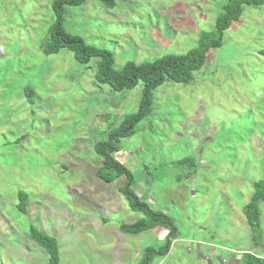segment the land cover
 I'll return each instance as SVG.
<instances>
[{"label": "rangeland", "instance_id": "374dc122", "mask_svg": "<svg viewBox=\"0 0 264 264\" xmlns=\"http://www.w3.org/2000/svg\"><path fill=\"white\" fill-rule=\"evenodd\" d=\"M52 1L0 0V264H48L31 227L58 239L59 264H138L146 248L159 250L166 227L120 228L147 217L122 191L130 176L137 199L176 226L169 252L151 264L264 254V229L256 244L243 210L264 170V4L245 5L189 83L155 89L152 112L119 142L130 174L108 182L93 145L138 111L143 84L115 91L96 80L99 58L45 53ZM117 1L67 6L64 26L113 51L121 67L196 46L226 0Z\"/></svg>", "mask_w": 264, "mask_h": 264}, {"label": "trees", "instance_id": "16d2710c", "mask_svg": "<svg viewBox=\"0 0 264 264\" xmlns=\"http://www.w3.org/2000/svg\"><path fill=\"white\" fill-rule=\"evenodd\" d=\"M108 8H115L117 0H100ZM86 0H53L52 9L54 21L45 35L42 49L47 54L57 53L62 49H69L74 53L75 58L87 64L93 58H99L96 70V80L100 84H109L115 91L132 89L140 82L143 84L142 96L138 111L127 114L117 126H112V130L104 131L105 137L94 143V149L102 157V167L98 169V174L106 181H114L122 174H130L119 160L117 153L121 152V139L129 137L136 132V124L153 110L154 91L166 81L178 83H189L195 71L202 68L206 63L208 51L217 46H221L224 33L231 25L240 20L244 12L245 5H261L264 0H226L220 14L217 16L214 27L211 30L203 31L200 34L197 45L185 52L166 53L153 60L136 62L127 60L121 67L116 66L114 52L88 43L82 36L69 32L65 26V10L67 6H79ZM264 52V50H261ZM25 94L29 101H33L35 91L33 88H25ZM99 157V158H100ZM192 157L180 159V162H192ZM114 167V168H113ZM105 168L114 169L113 175H108ZM132 178L123 188L128 198L133 197V206L140 210H145L146 218L139 219L133 223H121L120 228L125 232L140 233L153 229L159 225L166 227L168 233L165 236V244L158 249L146 248L144 257L138 264H151V255H166L174 239L177 238L174 228V220L167 214L154 211L149 205L137 199L136 193L132 189ZM253 193L249 201L244 206L246 221L251 228L253 239L256 244L260 243L264 229V170L263 175L253 183ZM21 203L24 204V197L20 195ZM30 235L40 243L48 252V264H59V243L58 239L41 232L35 227H31ZM239 264H264V254H256L251 251L241 253Z\"/></svg>", "mask_w": 264, "mask_h": 264}]
</instances>
